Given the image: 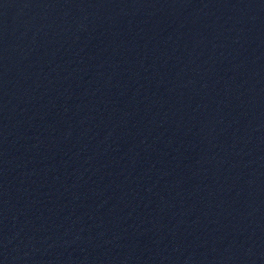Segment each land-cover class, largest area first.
Instances as JSON below:
<instances>
[{
	"label": "water",
	"instance_id": "obj_1",
	"mask_svg": "<svg viewBox=\"0 0 264 264\" xmlns=\"http://www.w3.org/2000/svg\"><path fill=\"white\" fill-rule=\"evenodd\" d=\"M0 264H264V0H0Z\"/></svg>",
	"mask_w": 264,
	"mask_h": 264
}]
</instances>
